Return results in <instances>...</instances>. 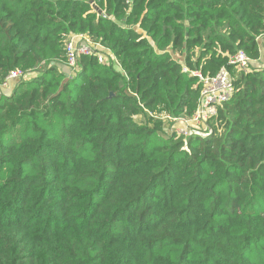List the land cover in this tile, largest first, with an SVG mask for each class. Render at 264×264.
I'll return each mask as SVG.
<instances>
[{"label": "trees", "instance_id": "obj_1", "mask_svg": "<svg viewBox=\"0 0 264 264\" xmlns=\"http://www.w3.org/2000/svg\"><path fill=\"white\" fill-rule=\"evenodd\" d=\"M79 35L120 71L60 72ZM263 35L264 0H0V264H264ZM222 68L205 136L166 128Z\"/></svg>", "mask_w": 264, "mask_h": 264}, {"label": "built area", "instance_id": "obj_2", "mask_svg": "<svg viewBox=\"0 0 264 264\" xmlns=\"http://www.w3.org/2000/svg\"><path fill=\"white\" fill-rule=\"evenodd\" d=\"M258 40V39H257ZM90 42L84 36H72L65 44V65L67 68L76 67L80 56H97L99 62L102 59L89 46ZM250 59L242 52H238L228 59V65L239 71H245L250 64ZM198 79L200 85L199 99L196 111L191 118H170L162 116L161 119H170L175 122L172 132L184 139L193 135L204 136L202 132L193 134L192 128L198 129L207 127L209 120L217 115L218 107L230 100L235 93L233 79L226 68H222L214 76H203L198 72H191ZM21 78L17 72H11L6 79V84ZM5 84V85H6ZM3 85V86H5Z\"/></svg>", "mask_w": 264, "mask_h": 264}, {"label": "rangeland", "instance_id": "obj_3", "mask_svg": "<svg viewBox=\"0 0 264 264\" xmlns=\"http://www.w3.org/2000/svg\"><path fill=\"white\" fill-rule=\"evenodd\" d=\"M89 42H90L89 46L91 47L92 50L96 51V54L102 59L103 63L110 64V66H112L115 70L120 71L118 64L116 63L115 59L112 58L111 54L108 51L104 50L102 47H100L99 45L93 43L90 40H89ZM258 45H259V48H260V51H261V61L264 62V39L258 40ZM179 58L178 59L175 58V59L176 60H179V61L182 60V57H179ZM58 68L60 69V72H64L65 75L75 76V71H76L75 70L76 69L75 67H73V68L70 69V68H67V67H65L63 65H58ZM134 120H135V122L137 124H144V123H146V118L143 115L134 117ZM165 120L168 122L167 123L165 121L166 122L165 123L166 128L168 126H171V128L174 127V125H175V122L174 121H172L170 119H167V118ZM192 129H194L193 130V134L198 133L199 131L200 132L203 131L202 134L205 136V132L209 131L211 129V126L208 124V126L206 127V129L205 128H199V130L198 129H195V128H192Z\"/></svg>", "mask_w": 264, "mask_h": 264}, {"label": "crops", "instance_id": "obj_4", "mask_svg": "<svg viewBox=\"0 0 264 264\" xmlns=\"http://www.w3.org/2000/svg\"><path fill=\"white\" fill-rule=\"evenodd\" d=\"M264 39V35L259 37L258 40ZM264 63L260 61V66H262ZM67 73V72H66ZM16 84L15 82H10L6 87H0V94L4 96H10L14 92Z\"/></svg>", "mask_w": 264, "mask_h": 264}, {"label": "water", "instance_id": "obj_5", "mask_svg": "<svg viewBox=\"0 0 264 264\" xmlns=\"http://www.w3.org/2000/svg\"><path fill=\"white\" fill-rule=\"evenodd\" d=\"M93 8H95L94 6H93ZM96 11L99 13V15H102L103 16V14L96 8ZM112 20H113V18H111ZM66 76H68V75H66Z\"/></svg>", "mask_w": 264, "mask_h": 264}]
</instances>
